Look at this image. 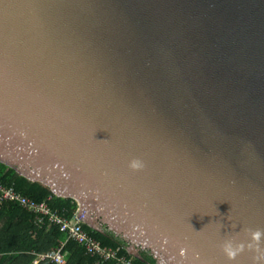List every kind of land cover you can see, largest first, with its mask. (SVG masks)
I'll return each mask as SVG.
<instances>
[{"label":"water","instance_id":"95a60500","mask_svg":"<svg viewBox=\"0 0 264 264\" xmlns=\"http://www.w3.org/2000/svg\"><path fill=\"white\" fill-rule=\"evenodd\" d=\"M0 161L134 257L253 264L264 0H0Z\"/></svg>","mask_w":264,"mask_h":264},{"label":"trees","instance_id":"16d2710c","mask_svg":"<svg viewBox=\"0 0 264 264\" xmlns=\"http://www.w3.org/2000/svg\"><path fill=\"white\" fill-rule=\"evenodd\" d=\"M0 183L14 186L16 191L35 202L47 201L50 208L64 213L68 218L74 216L79 209L77 201L56 197L48 186L28 180L1 161ZM83 228L103 246L120 249V254L131 257L134 264H155V260L146 251H141L140 257L130 255L127 243L109 232L106 227L103 232L92 230L84 224ZM64 239L57 227L48 225L46 221L37 224L33 215L18 204L4 202L0 206V264H32L37 254L56 248ZM63 258L65 264H115L100 263L97 258L86 255L78 244L69 241L64 245ZM38 264L53 263L41 261Z\"/></svg>","mask_w":264,"mask_h":264},{"label":"built area","instance_id":"2783aa9c","mask_svg":"<svg viewBox=\"0 0 264 264\" xmlns=\"http://www.w3.org/2000/svg\"><path fill=\"white\" fill-rule=\"evenodd\" d=\"M4 202L16 203L33 215L37 224L47 222L48 225L57 227L65 239L58 246L47 253L37 254L32 264L48 261L53 264H65L63 248L67 241L80 246L86 255L95 257L100 263L114 262L115 264H134L131 257L121 255L120 249L103 246L83 228L82 217L77 213L68 218L57 210L50 208L47 201L35 202L23 196L14 189V186H6L0 183V206Z\"/></svg>","mask_w":264,"mask_h":264},{"label":"clouds","instance_id":"9594fccd","mask_svg":"<svg viewBox=\"0 0 264 264\" xmlns=\"http://www.w3.org/2000/svg\"><path fill=\"white\" fill-rule=\"evenodd\" d=\"M129 167L133 170H140L144 167L143 161L134 158L129 162ZM249 235L247 241H235L233 239H226L221 244V249L224 255L229 260H235L246 249L257 253L253 256V264H264V248L261 247L264 241V229H244Z\"/></svg>","mask_w":264,"mask_h":264}]
</instances>
